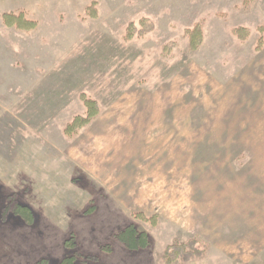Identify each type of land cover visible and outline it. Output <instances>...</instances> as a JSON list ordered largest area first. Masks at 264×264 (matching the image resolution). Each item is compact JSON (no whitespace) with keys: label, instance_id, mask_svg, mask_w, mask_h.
<instances>
[{"label":"rangeland","instance_id":"obj_1","mask_svg":"<svg viewBox=\"0 0 264 264\" xmlns=\"http://www.w3.org/2000/svg\"><path fill=\"white\" fill-rule=\"evenodd\" d=\"M82 96L99 116L68 136ZM192 240L173 264H264V0H0V264H168Z\"/></svg>","mask_w":264,"mask_h":264},{"label":"trees","instance_id":"obj_2","mask_svg":"<svg viewBox=\"0 0 264 264\" xmlns=\"http://www.w3.org/2000/svg\"><path fill=\"white\" fill-rule=\"evenodd\" d=\"M92 15L95 16L96 11H92ZM4 22L7 27L9 28H16L20 31L30 32L36 28V24L26 20L23 15H15V14H8L3 16ZM147 31L136 29L129 33L128 38L131 40L134 38L135 34L137 33L140 37L144 36ZM235 32L237 33H244L247 32L245 29L240 28L236 29ZM190 37V47L193 50H197L199 46L203 42V32L200 26L195 27L192 31L189 32ZM84 106L86 108V113L84 116H77L74 118L72 123L67 127L66 134L68 136H72L79 132L82 128L89 125L94 119L99 116L100 109L98 103L87 97L82 96ZM14 214L18 215L24 219H33V215L31 210L27 207L22 205H16L14 208ZM144 220V218L141 216ZM119 238L122 242H124L130 250H141L148 246V238L145 234L137 233L133 227H129L124 230L120 235ZM67 248H72V241L69 240L65 243ZM208 246L203 245L202 248L199 247L198 241H190L183 245H172L169 246L165 251V258L168 264H173L177 261L182 262H191L194 260L202 259L206 252ZM60 264H74V257H67L65 258Z\"/></svg>","mask_w":264,"mask_h":264}]
</instances>
